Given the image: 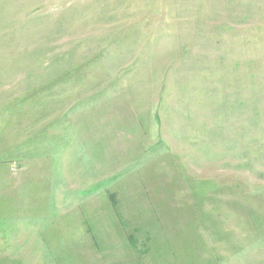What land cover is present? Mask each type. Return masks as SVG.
I'll list each match as a JSON object with an SVG mask.
<instances>
[{"label": "rangeland", "instance_id": "obj_1", "mask_svg": "<svg viewBox=\"0 0 264 264\" xmlns=\"http://www.w3.org/2000/svg\"><path fill=\"white\" fill-rule=\"evenodd\" d=\"M0 264H264V0H0Z\"/></svg>", "mask_w": 264, "mask_h": 264}]
</instances>
